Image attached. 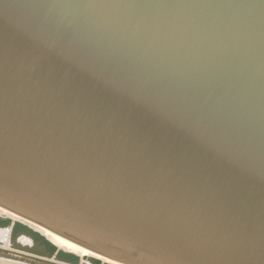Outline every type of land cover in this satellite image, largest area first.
<instances>
[{
	"label": "water",
	"instance_id": "95a60500",
	"mask_svg": "<svg viewBox=\"0 0 264 264\" xmlns=\"http://www.w3.org/2000/svg\"><path fill=\"white\" fill-rule=\"evenodd\" d=\"M0 209L21 264H264V0H0Z\"/></svg>",
	"mask_w": 264,
	"mask_h": 264
},
{
	"label": "bare ground",
	"instance_id": "6f19581e",
	"mask_svg": "<svg viewBox=\"0 0 264 264\" xmlns=\"http://www.w3.org/2000/svg\"><path fill=\"white\" fill-rule=\"evenodd\" d=\"M0 213L1 214H4L6 213L7 215L9 216H12L13 218L16 219V217L10 213H7L6 210H3V209H0ZM33 227H35L36 229H39L41 230L43 233H45L46 235L49 236V238L51 240H53L55 243H57L59 246L61 247H65L67 250H70V251H74V252H78L79 254L81 255H84V254H88L89 251L86 250L85 248H82L80 246H78L77 244L61 237V236H58L57 234L53 233V232H50L48 230H45L37 225H34L32 224ZM8 231L6 230H0V240H5L6 241V245H5V248H8ZM0 263L1 264H21V263H17V262H13L11 260H6V259H0Z\"/></svg>",
	"mask_w": 264,
	"mask_h": 264
}]
</instances>
